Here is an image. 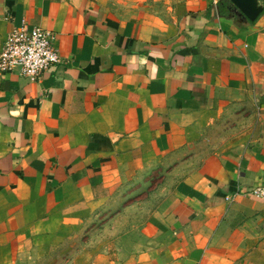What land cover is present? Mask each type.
<instances>
[{
  "label": "crops",
  "instance_id": "0c3cea01",
  "mask_svg": "<svg viewBox=\"0 0 264 264\" xmlns=\"http://www.w3.org/2000/svg\"><path fill=\"white\" fill-rule=\"evenodd\" d=\"M229 4L182 0L162 33L94 0H0V50L24 24L59 54L34 82L0 72V264L64 243L164 174L179 180L154 184L137 231L72 264H264V204L249 193L264 188V11L250 22ZM245 102L247 130L193 152Z\"/></svg>",
  "mask_w": 264,
  "mask_h": 264
},
{
  "label": "rangeland",
  "instance_id": "374dc122",
  "mask_svg": "<svg viewBox=\"0 0 264 264\" xmlns=\"http://www.w3.org/2000/svg\"><path fill=\"white\" fill-rule=\"evenodd\" d=\"M105 15L119 19L136 16L148 28L169 33L175 21L182 0H94ZM254 119L253 108L246 102L238 108H231L218 118L213 119L199 132L194 143V153L199 156L208 152L210 143L215 144L222 138L236 132L247 130ZM209 125V126H208ZM210 141V142H209ZM168 170V169H165ZM179 178L164 174L149 185L133 190L128 195H120L115 205L106 208L82 226L64 243L39 255L31 254L20 264H72L77 255L94 248H105L128 232H135L146 220L150 209L157 203V186L172 185ZM110 241V242H109Z\"/></svg>",
  "mask_w": 264,
  "mask_h": 264
},
{
  "label": "built area",
  "instance_id": "2783aa9c",
  "mask_svg": "<svg viewBox=\"0 0 264 264\" xmlns=\"http://www.w3.org/2000/svg\"><path fill=\"white\" fill-rule=\"evenodd\" d=\"M55 36L40 27L22 25L11 30L0 50V72L10 73L31 82L59 63V54L54 47ZM251 195L264 204V188L252 189Z\"/></svg>",
  "mask_w": 264,
  "mask_h": 264
},
{
  "label": "water",
  "instance_id": "95a60500",
  "mask_svg": "<svg viewBox=\"0 0 264 264\" xmlns=\"http://www.w3.org/2000/svg\"><path fill=\"white\" fill-rule=\"evenodd\" d=\"M243 19L253 22L264 11V0H227Z\"/></svg>",
  "mask_w": 264,
  "mask_h": 264
},
{
  "label": "trees",
  "instance_id": "16d2710c",
  "mask_svg": "<svg viewBox=\"0 0 264 264\" xmlns=\"http://www.w3.org/2000/svg\"><path fill=\"white\" fill-rule=\"evenodd\" d=\"M226 1H227V0H226ZM228 3H229V2H228ZM229 6H230V4H229ZM233 9H234V8H233V7H231V8H230V11H232ZM236 16H238V15H237V14H235V13H233V14H232V17H236Z\"/></svg>",
  "mask_w": 264,
  "mask_h": 264
}]
</instances>
